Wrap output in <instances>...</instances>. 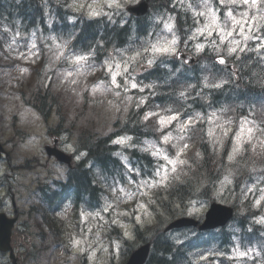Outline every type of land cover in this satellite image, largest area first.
I'll return each instance as SVG.
<instances>
[{
	"label": "rangeland",
	"instance_id": "rangeland-1",
	"mask_svg": "<svg viewBox=\"0 0 264 264\" xmlns=\"http://www.w3.org/2000/svg\"><path fill=\"white\" fill-rule=\"evenodd\" d=\"M90 0H79L73 4L74 8H82L85 5L88 6L89 11L92 16H96L101 12L107 10V7L116 10H123L126 5L132 4V2L137 0H96L95 2H91ZM206 2H210V0H205ZM222 4H235L248 6V10L241 11L239 14L233 15L236 19H240V14L243 12L248 13L247 19L250 20L251 28L249 30L248 26L244 27L243 32H241L240 27L237 26L236 30L233 32L231 37H228L223 43H221L220 35H217V30L215 26L212 24L213 18L215 17L217 22L222 24H227L229 28L232 24V18L229 17L228 23H223L218 12L216 11V7L214 5L204 4L202 7L201 13L204 17V20L199 22L197 28H195L191 34L193 41L196 42L197 45H203L206 47L208 44L211 47H219L226 43H228V48L238 49L243 46L246 41H254L255 46L257 48L264 46V36L261 35L258 28V23L264 24V0H256L255 4L249 3L245 4L244 0H219ZM191 9L194 8L193 4H190ZM250 8V9H249ZM251 8L254 9V13L252 14ZM254 18V21L251 19ZM205 25H209V28H205ZM211 33V34H210ZM8 40L4 42V51L0 52V61L4 64L10 63L11 61H21L24 68H19V72L13 71V69L8 66L0 67V140L2 142H12L9 144V149L13 152L14 163L18 164L23 161V159L27 157H33L38 154L39 143L42 141L46 143L45 130L41 125L35 122L33 114L30 112H25L22 115V119L19 122V127L25 133H32L34 135V140L29 144H20L22 140L14 137V132L11 126V116L14 114V109L20 107L19 95L15 94L16 92L26 91L30 93L35 87L39 84V81H43L45 79V75L51 73L55 70L53 75L54 86L56 89H61L64 91L63 99L66 104H64V109L66 114L68 113L69 123L74 125L76 128L82 127H90L96 128L102 126L104 113L111 108L120 106H125L132 98L133 95L130 94L131 91V83L132 80L127 77V73L129 72L130 62L129 59L132 58V54L125 53H117L112 54L111 60L106 63V67L98 68L97 72H102L106 70L109 72V81L110 83L116 87L112 83V77L116 76V82L121 85L120 77L124 76L123 84L126 82V86L121 85V88H125V92H121L117 90H106L102 85L99 86H90L91 81L89 80L90 75H94L96 69L92 67H78L75 71H68V68L65 66L62 68H56L60 62L63 64L73 63L78 65L77 63L81 60L77 58H71L65 55V44L58 42L54 39L53 44L48 46L47 52H43V50H39L37 48L38 43L34 39L29 40V48H25L18 41V35L13 32H9ZM247 37V38H246ZM175 38L176 43L172 45L174 47V52L178 49L177 45L179 42V37L176 36V33L172 36H167L166 38L157 39L153 45L158 43H164L166 45H170L171 41ZM152 45V46H153ZM145 52L150 53H160L153 51V47L146 50ZM173 53H170L172 55ZM47 56L46 64L43 67L40 63L42 57ZM125 63L128 65V72H124ZM36 65L39 67L40 74L32 75L30 73V69L26 67V65ZM119 64L120 68L117 69L116 65ZM146 64L140 63L136 68L139 71L144 70ZM96 72V73H97ZM134 75V73H133ZM16 81V82H15ZM27 81L29 84L24 85L21 89L20 82ZM130 86V88H128ZM89 88L88 99H82V93L84 89ZM57 91V90H56ZM87 94V93H86ZM84 102H87L86 105H83ZM249 123L245 125V127H252L254 132L251 136V139H255L254 136L257 135L256 129L254 125L247 120ZM209 126V134L210 138L213 142H220L222 138H224L225 133H228V129H223L221 124H218V120L215 117H211L208 121ZM224 133V134H222ZM248 139V134L245 132L242 134V141L236 143L237 150H240L241 145ZM74 138L67 145L68 149L72 148ZM257 140H260L258 138ZM129 142L128 139L122 140L121 144H127ZM173 147H176V143L173 144ZM156 154L159 157L164 158L167 156L171 160H176L177 163L182 161L183 158L181 156L180 160H177V155L175 158L169 157L170 150L168 147L157 148ZM181 150H179L180 154ZM43 163H45V157L42 155ZM167 161V160H166ZM233 161V159H232ZM168 162V161H167ZM175 164V168L177 166ZM4 163L0 162V193L3 195L7 190V184L3 185V181L6 182L7 178L5 175V166ZM44 167V166H43ZM173 165L169 162L162 164V168L160 169L161 176L165 175L164 169L167 168V179L161 184L167 183L171 178V173ZM52 171L54 173H59L61 170L58 167H52ZM46 172L42 168H38L31 173H19L17 175V179L15 182V186L20 198V203H18L21 211H24L22 224L29 221L30 229L29 234L31 240L29 239V244L32 246H36L39 248L41 246H55L53 241L55 240V233L50 230V226L53 225V222H57L58 226L62 227L63 230L67 229L71 226V230L68 233L64 234L65 244L71 246L74 251H84L89 246H94L96 239L99 240V246H112L114 251L119 250V243L114 240H107L104 233L109 228L112 223L119 224L122 228H124L128 233L130 232L131 227L127 224L125 220V215L130 216L131 213L136 209L138 211V217L143 222H151L152 213L150 211V207L147 204V197L150 195L151 188L157 183H151L149 185L145 183H132L127 187H112L108 188L109 194L105 197V210L110 213V215H105L104 213H99L94 216V218L85 214L82 218V224L80 226L72 225L71 220L66 217V212L68 207L66 206L63 211L58 214L51 216L48 219L49 223H46L45 220L42 219V215L32 214L33 220H31V215L29 214V206L31 201H29V189L33 191L34 183L38 181V179L43 180L46 176ZM160 179V177H159ZM232 178L230 175L226 177L221 183L218 194H222L228 184H231ZM248 193H253L257 198V206L264 205V180L263 178H257L253 185L250 186ZM216 192L214 197L221 201L222 197L219 196ZM33 202L37 201L33 199ZM3 207L2 201H0V208ZM8 205H6V208ZM207 201H193L190 206V210L195 213L202 214L204 211H207ZM36 215V216H35ZM102 222H100V220ZM258 221L264 224V215L259 217ZM41 229L46 233V236H40ZM28 244L27 236L23 239ZM25 250V249H22ZM62 247L58 246L53 248L51 251H48L41 255V259L32 264H62L63 261H66L67 257L63 258V254H61ZM26 251V250H25ZM24 252V251H23ZM210 255L206 254L203 259H207ZM231 257L243 259L246 257H253L252 252H245L236 248ZM23 264H31L30 262H24ZM236 264H241L236 263Z\"/></svg>",
	"mask_w": 264,
	"mask_h": 264
},
{
	"label": "trees",
	"instance_id": "trees-1",
	"mask_svg": "<svg viewBox=\"0 0 264 264\" xmlns=\"http://www.w3.org/2000/svg\"><path fill=\"white\" fill-rule=\"evenodd\" d=\"M153 4L155 9L149 17L134 19L133 23L124 27L110 28L103 21L95 22L91 26L88 24L83 27L82 31H85L81 37L82 39L92 37L94 38L93 43H96L97 46L104 42L110 48L126 46L129 40L134 39V36H138L143 44H147L152 34L157 33L161 29V26L163 27L162 21L169 20L174 23V30L182 38V41L188 40L190 33L197 24L196 15L189 8L188 3L177 0H153ZM196 5L199 6V4ZM39 7H41L39 0H0V18L12 24L24 23V25L38 26L44 18L43 10L39 9ZM225 9H228V7H225ZM253 54L256 55V53ZM250 59V56L244 55V59L241 60L245 63H239L243 79L246 81L251 80V75L260 77L264 74L262 67H256L258 60H255L253 63ZM184 69L180 63L175 62L174 68H156L153 74L156 79H163L164 77L173 79L176 76L180 80H185L187 73ZM224 74L226 76L231 75L227 71H224ZM231 77L233 78V74ZM221 101L225 102L223 99ZM254 150L252 155L257 160L258 166L264 171V147H257ZM90 155L102 162L110 156L106 144L93 146ZM78 171L80 173H75L74 177L88 182L86 173L81 170ZM248 214L255 217L258 212L251 207ZM254 229L256 230L254 233L258 232V228ZM215 237H217V234L214 236V239ZM191 252L192 245L189 242L177 241L176 238L172 239L170 234L163 233L153 242V255L149 264H187L186 261L192 259L190 258Z\"/></svg>",
	"mask_w": 264,
	"mask_h": 264
},
{
	"label": "snow or ice",
	"instance_id": "snow-or-ice-1",
	"mask_svg": "<svg viewBox=\"0 0 264 264\" xmlns=\"http://www.w3.org/2000/svg\"><path fill=\"white\" fill-rule=\"evenodd\" d=\"M244 3L245 4L249 3V0H244ZM251 3L252 4H255L256 3V0H251ZM199 15H204V13H199ZM227 15L232 18V24H231V27L230 28H229V26L227 24H222L220 22H217V20H216L215 17L213 18V21H212V24L215 26V29L217 30V35H220V37H221V43H223L228 37H231L233 35V32L236 30L237 26L240 27L241 32H243L245 26H248L249 27V30L251 28L250 20L247 19V17H248V13L247 12L241 13L240 14V17L241 18L240 19H236V17L233 15V12L232 11H229L227 13ZM251 19L254 21V18H251ZM209 27H210L209 25H205V28L206 29L209 28ZM175 43H176L175 38H173V40L171 41V44L170 45H166L164 43H158V44L152 46L153 47V51L160 52V53H163V54L173 53L174 52V47H172V45H174ZM197 47L198 48H202L203 45H198ZM229 51L230 52H235L236 49L235 48H231V49H229ZM137 55H139V53H137ZM77 59L78 60H84L85 57H78ZM130 59H134V58H130ZM219 62L223 64L225 61L223 59H221ZM149 63H151V61H149ZM116 68L119 69L120 68V65L117 64L116 65ZM124 72L125 73L128 72V65H127V63H125ZM112 83L116 87H120L121 86L120 84H118L116 82V76H113L112 77ZM218 86L219 85H217V87ZM131 87L133 89H135V88H137V84L133 82V83H131ZM141 90H143V89H141ZM175 120H178V115H172V116L167 117L166 119L165 118H161L160 119V123L161 124H165L166 121L170 123L171 121H175ZM191 123H192L191 120H189L186 123L181 124V130H183L184 128H186ZM247 123H249V122L248 121H242L241 122L240 130H239V132L236 133V137H235V139H236L237 142H241L242 141V134H244L245 132L248 134V139L249 140L251 139V136H252V134L254 132V129L252 127H247L246 128L245 125ZM225 134H227V133H225ZM169 135L170 134L164 136V142H167L168 141ZM182 138L183 137H181V139ZM117 142H122V141H117ZM187 147H188V145L185 144L184 145V148H187ZM233 151L235 152V151H237V149L234 148ZM178 156H179V153L177 154V157ZM164 159L167 160L170 164L173 165L172 171L175 172L176 171L175 164L177 163V161L176 160H171L167 156H165ZM231 159H232V155L230 154L229 155V160H231ZM179 163H183V161H179ZM164 171H165V175L164 176H161L160 172L157 171L156 175L158 177H160V180L159 181H153V183H163L164 181H166V179H167V175H166L167 168H165ZM145 184H149V182L148 181H145ZM149 186H151V185H149ZM137 219L139 220V217H137Z\"/></svg>",
	"mask_w": 264,
	"mask_h": 264
},
{
	"label": "water",
	"instance_id": "water-1",
	"mask_svg": "<svg viewBox=\"0 0 264 264\" xmlns=\"http://www.w3.org/2000/svg\"><path fill=\"white\" fill-rule=\"evenodd\" d=\"M135 11H137L136 13L138 15H143L146 13L147 11V2H143L141 3L139 6L134 8ZM182 56L179 55V58H181ZM186 61H188L189 59L187 57H185ZM222 59V58H221ZM219 59V61L221 60ZM224 60V59H223ZM225 62L223 63L225 66L230 67V63L227 62L226 60H224ZM216 212L218 214L214 215V217H210L208 219V221L201 227L202 229H211L216 227L217 225H223L228 221V218L231 217L233 215V211L230 209H227L225 207H221V206H217L216 207ZM187 223L188 225H192L193 222L188 223L187 221H182V224Z\"/></svg>",
	"mask_w": 264,
	"mask_h": 264
}]
</instances>
